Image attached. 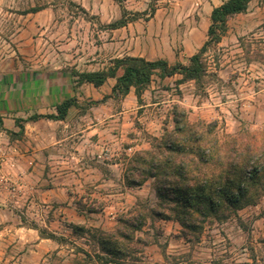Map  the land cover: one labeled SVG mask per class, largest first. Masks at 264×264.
<instances>
[{"label": "rangeland", "instance_id": "rangeland-1", "mask_svg": "<svg viewBox=\"0 0 264 264\" xmlns=\"http://www.w3.org/2000/svg\"><path fill=\"white\" fill-rule=\"evenodd\" d=\"M222 1L0 0V101L19 99L13 83L33 70L34 59L64 53L93 55L94 46L107 42L108 30L118 28L111 24L119 19L132 26V45L144 48L146 56L188 64L207 39L211 9ZM140 36L157 40L135 38ZM202 61L205 74L199 81L178 83L179 74L153 76L145 95L140 101L136 98V106L149 100L158 103L136 110L140 119L135 118L133 126L139 137L125 143L122 164L103 175L106 180L94 189L95 195L85 187L57 188L54 183L66 174L49 168L37 173L32 152H20L18 160L19 152H6L8 146L0 149V264H102L96 253L118 264H264V194L226 220L208 218L193 237L183 235L174 219L151 214L157 202L152 178L132 186L123 178L131 156L150 149L152 136L172 128L174 106L184 110L190 122H212L220 138L264 130V1L252 0L245 11L230 17ZM110 98L113 106L122 99ZM149 127L157 135L148 133ZM15 128L11 130L15 135L4 128L0 135L21 137L23 129L20 133ZM99 158L94 164L105 166ZM136 208L147 212L146 221L131 239L117 237L121 253L102 250L99 232L113 233L117 228L125 232ZM49 234L55 237H45Z\"/></svg>", "mask_w": 264, "mask_h": 264}, {"label": "trees", "instance_id": "trees-1", "mask_svg": "<svg viewBox=\"0 0 264 264\" xmlns=\"http://www.w3.org/2000/svg\"><path fill=\"white\" fill-rule=\"evenodd\" d=\"M252 0H224L210 11L207 39L197 53L189 57L188 64L166 59H146L126 55L113 58L110 65L101 70L76 71L71 75L76 84L102 85L109 77L115 79L108 97H124L131 88L138 101L142 92L151 83L153 76L160 79L179 74V82L194 79L199 81L205 74L202 54L216 44L226 30L227 20L246 10ZM264 1V0H258ZM126 23L119 19L111 24L119 27ZM75 98H67L56 104V113L31 114L25 119L15 118L16 125L23 129L21 121L39 118L63 119ZM173 126L165 129L160 137L152 136L150 149L136 151L128 161L123 173L126 185H140L153 179L157 198L152 215L163 219H174L180 224L183 235L198 237L208 218L226 220L246 204H254L264 194V130L243 131L224 138L214 133V124L204 121L190 122L185 112L173 107ZM0 126L2 117L0 115ZM11 135L17 134L6 130ZM19 133V132H18ZM133 222H126L124 231L99 232V243L105 252L119 255L117 237L131 239L133 231L140 229L146 221L147 212L136 208ZM54 238L53 234L45 236ZM113 238V240L111 239ZM102 264H118L100 253L94 255Z\"/></svg>", "mask_w": 264, "mask_h": 264}, {"label": "crops", "instance_id": "crops-1", "mask_svg": "<svg viewBox=\"0 0 264 264\" xmlns=\"http://www.w3.org/2000/svg\"><path fill=\"white\" fill-rule=\"evenodd\" d=\"M131 27L124 25L109 29L110 37L107 42L93 45L94 53L87 57L64 53L63 56L34 59L33 70L22 74L13 83L14 94L19 99L14 102L0 101L1 127L16 131L15 117H26L29 113L55 114L56 104L67 98L74 97L75 105L69 107L63 119L39 118L24 122L21 137L7 138L0 135V149L9 147L6 152H19L18 160H21L20 152H32L33 169L37 173L49 168L66 174L60 182H53L55 186L59 185L57 188L63 189L60 186L64 185L66 190L74 187L100 189L102 180H106L102 179L103 175L107 172L111 174L114 167L122 164L120 154L125 150V143H134L139 137L138 130L133 126V120L140 119L136 117V110L142 106L156 105L158 102L149 100L136 106V96L131 88L118 105L113 106L110 97L103 102L87 104L85 100H99L110 94L115 79L109 77L97 87L91 83L76 84L71 70H101L109 60L125 55L152 59L146 56L148 54L144 48L132 45ZM135 38L151 43L157 40L153 36ZM68 45L66 43L64 47ZM147 91L148 89L144 90L142 97ZM13 113L14 117H5ZM2 128L0 129L3 130ZM145 129L148 133L157 135L153 128ZM102 145L111 148L109 157L103 158L106 161L105 166L96 165L93 161L94 158L100 159L97 154ZM128 147H138V144ZM95 193L94 190L90 195Z\"/></svg>", "mask_w": 264, "mask_h": 264}, {"label": "built area", "instance_id": "built-area-1", "mask_svg": "<svg viewBox=\"0 0 264 264\" xmlns=\"http://www.w3.org/2000/svg\"><path fill=\"white\" fill-rule=\"evenodd\" d=\"M131 148H128L130 150ZM111 153V148L107 145H102L100 152H98L97 156L101 158H107L109 157Z\"/></svg>", "mask_w": 264, "mask_h": 264}]
</instances>
